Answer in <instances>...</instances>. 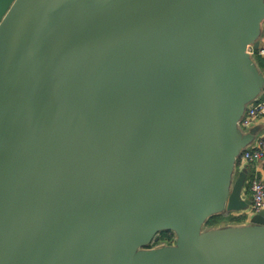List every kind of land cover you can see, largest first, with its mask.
I'll use <instances>...</instances> for the list:
<instances>
[{"label":"water","instance_id":"95a60500","mask_svg":"<svg viewBox=\"0 0 264 264\" xmlns=\"http://www.w3.org/2000/svg\"><path fill=\"white\" fill-rule=\"evenodd\" d=\"M263 33L264 0H0V264H264V210L208 227L252 206Z\"/></svg>","mask_w":264,"mask_h":264},{"label":"built area","instance_id":"2783aa9c","mask_svg":"<svg viewBox=\"0 0 264 264\" xmlns=\"http://www.w3.org/2000/svg\"><path fill=\"white\" fill-rule=\"evenodd\" d=\"M251 54L257 59H264V47L251 48ZM262 118H264V98L247 110L241 126L244 129H249ZM258 163H264V137H261L249 150L242 154L239 168ZM247 189L251 194L252 206L245 216L250 219L264 210V179L260 176L258 170L251 168Z\"/></svg>","mask_w":264,"mask_h":264},{"label":"crops","instance_id":"0c3cea01","mask_svg":"<svg viewBox=\"0 0 264 264\" xmlns=\"http://www.w3.org/2000/svg\"><path fill=\"white\" fill-rule=\"evenodd\" d=\"M261 47H264V33H263V36H262V39H261ZM264 60V59H263ZM262 68H264L262 65H261ZM264 98V97H263ZM258 126L257 129H259V132H258V135H257V138L254 142V144L261 138V137H264V118L260 119L257 124H256V127ZM247 131V130H246ZM248 169H249V174L251 172V168L252 169H256L259 171L260 173V176L264 179V163H258V164H254L252 166H247ZM245 198H248L251 200V194L250 192L248 191V189L246 188V191H245ZM244 217V221L240 222V223H248L249 222V219L244 216L243 214L242 215H236L235 217Z\"/></svg>","mask_w":264,"mask_h":264},{"label":"trees","instance_id":"16d2710c","mask_svg":"<svg viewBox=\"0 0 264 264\" xmlns=\"http://www.w3.org/2000/svg\"><path fill=\"white\" fill-rule=\"evenodd\" d=\"M264 61V60H263ZM260 65H262L264 67V62L259 61ZM244 217L240 216V217H235L233 215H225V216H221V217H216L210 220V222L208 223V227H215L218 226L224 222H230V223H240L242 221H244ZM161 241H168L173 239V235L170 233H162L161 235Z\"/></svg>","mask_w":264,"mask_h":264},{"label":"flooded vegetation","instance_id":"af4514ba","mask_svg":"<svg viewBox=\"0 0 264 264\" xmlns=\"http://www.w3.org/2000/svg\"><path fill=\"white\" fill-rule=\"evenodd\" d=\"M161 237V236H160ZM160 242V243H159ZM159 244H163V245H171V244H173V242H174V239H171V240H168V241H161V239L159 240ZM158 243H155V246L158 244ZM154 246V247H155ZM159 246H161V245H159Z\"/></svg>","mask_w":264,"mask_h":264},{"label":"rangeland","instance_id":"374dc122","mask_svg":"<svg viewBox=\"0 0 264 264\" xmlns=\"http://www.w3.org/2000/svg\"><path fill=\"white\" fill-rule=\"evenodd\" d=\"M257 60H258V62H259V61L264 62L263 59H257ZM160 239H161V237H160ZM159 243H160V242H159ZM159 243H158L156 246H155V244H153V247H154V246L157 247V246H159V245H162V246H163V244H159Z\"/></svg>","mask_w":264,"mask_h":264}]
</instances>
